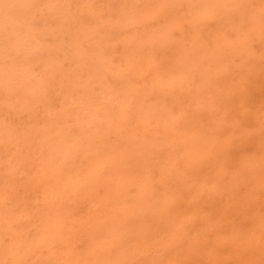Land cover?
Returning a JSON list of instances; mask_svg holds the SVG:
<instances>
[{"label":"rangeland","instance_id":"rangeland-1","mask_svg":"<svg viewBox=\"0 0 264 264\" xmlns=\"http://www.w3.org/2000/svg\"><path fill=\"white\" fill-rule=\"evenodd\" d=\"M0 264H264V0H0Z\"/></svg>","mask_w":264,"mask_h":264}]
</instances>
